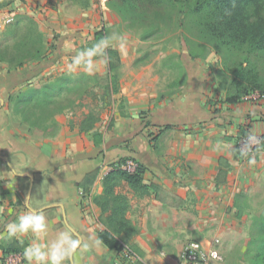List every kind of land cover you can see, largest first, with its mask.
<instances>
[{
	"label": "crops",
	"instance_id": "0c3cea01",
	"mask_svg": "<svg viewBox=\"0 0 264 264\" xmlns=\"http://www.w3.org/2000/svg\"><path fill=\"white\" fill-rule=\"evenodd\" d=\"M6 15L0 13V21ZM6 73L0 66V176L5 177L0 180V206L5 209L0 232L31 207L43 211L47 241L60 231L80 240L74 254L78 264H177L192 239L217 242L222 260L208 264H246V244L238 238L249 216L240 215L238 199L255 191L256 181L264 178V147L247 160L237 153L234 138L242 128L252 135L264 134V97L249 94L228 103L225 94L215 92L213 79L192 72L171 100L146 108L149 116L140 117L145 106L134 105L128 117L116 113L109 124L103 120L105 114L88 132L64 118L56 133L38 137L28 126L10 125L6 101L14 86L30 84L35 75L14 85ZM149 117L150 126L143 127L142 120ZM155 129L161 132L151 143ZM121 158L139 163L143 183L160 188L159 196L129 194V215L137 233L125 239V247L133 245L141 254L139 261L127 260L123 249H109L98 238L104 225L94 198L103 192L102 180L111 163ZM96 168L100 170L92 186L83 187L85 175ZM13 171L14 186L8 188L7 177ZM31 238L23 237V243L0 240V264L9 251L23 256ZM18 264L27 261L22 257Z\"/></svg>",
	"mask_w": 264,
	"mask_h": 264
},
{
	"label": "rangeland",
	"instance_id": "374dc122",
	"mask_svg": "<svg viewBox=\"0 0 264 264\" xmlns=\"http://www.w3.org/2000/svg\"><path fill=\"white\" fill-rule=\"evenodd\" d=\"M193 3L194 0L186 3L181 0L178 3L176 0H134L136 8L133 10L122 7L120 0H0V13H8L0 21V54L4 58L0 60V66L7 70L10 84L17 81L13 76L18 73L35 74L36 79L21 87L23 90L65 76L59 83L62 89L56 87L51 96L58 102L53 107L66 106V109L51 117L42 110V118H38L33 110L23 112L31 104H22L18 108L16 101L9 105L7 96L10 125L28 126L32 133L41 137L56 133L64 118L69 120L68 124L77 125L80 110L93 111L98 116L95 126L105 114L103 120L109 124L114 122L116 113L128 117L134 105L145 106L139 115L146 117L149 116L148 106L155 107L171 100L192 72H204L213 79L215 92L225 94L229 81V75L223 72L225 65L234 67L243 62L245 53L227 50L216 30L203 35L204 18L209 12L198 15L192 10ZM246 12L249 21L264 24V1L260 7H249ZM19 15L33 20L34 30L41 33L45 44L46 59L54 60L51 66L39 69L40 65L28 57L33 44V27L23 19L16 29ZM105 36L117 37L110 48L117 51L120 59L118 90L124 99L115 100L106 90L103 78L108 62L101 61L107 56L94 58L97 69L92 75L85 73L82 67L74 72L67 68L75 55L74 50L91 47ZM251 59L259 74L264 76V53ZM19 60L24 64L15 69ZM254 190L242 194L237 208L240 215L247 213L249 216L244 235L238 238L241 244H246V264H261L255 257L259 248L257 237L262 234L256 222L264 215V178L256 181Z\"/></svg>",
	"mask_w": 264,
	"mask_h": 264
},
{
	"label": "trees",
	"instance_id": "16d2710c",
	"mask_svg": "<svg viewBox=\"0 0 264 264\" xmlns=\"http://www.w3.org/2000/svg\"><path fill=\"white\" fill-rule=\"evenodd\" d=\"M178 3V0H176ZM186 3L188 0H181ZM264 0H194L192 10L198 15L202 16L205 12H209L204 18V30L203 35L207 36L210 32L218 31V36L222 45L226 46L227 50L244 51L245 58L243 62L236 63L234 67L226 64L224 73L229 75L228 87L226 89L225 101L228 103H235L249 94H257L259 98L264 97V76H261L256 69V66L251 59L260 53H264V24L258 21H249L246 15V10L249 7L258 8L262 5ZM122 7H129L133 10L136 8L134 0H120ZM15 23L16 29L20 26V22L25 19L28 21V25L33 30V44L28 52V57L36 61L39 69L49 67L54 60L46 59V49L43 42L41 33L34 30V22L28 16L19 15ZM15 29V30H16ZM2 48H0V53ZM108 59V70L105 79V87L108 93L115 99H124L118 90V69L120 65V59L116 50L111 48L106 50ZM4 58L1 57L0 60ZM24 64L23 60H19L15 65L21 68ZM13 76L15 80L27 81L28 77L33 74L28 73L21 75V73ZM35 75V74H34ZM33 75V76H34ZM65 76L56 78L55 81L47 82L39 87H30L26 90L22 88L14 89L8 93L9 105L16 101V107L20 108V105L31 104V107H26L24 113L28 110H33L36 117L42 118L41 111L44 110L47 117H51L53 114L63 111L66 106L53 107L58 103L52 96L51 92L56 88H61V83L64 81ZM17 81L14 85H17ZM62 89V88H61ZM37 102V104H36ZM40 109V110H39ZM40 112H39V111ZM43 112V111H42ZM81 117L77 120L78 129L81 132L91 131L96 122L98 116L93 112H86L84 110L79 111ZM143 127L150 126V120H142ZM164 126L163 128H168ZM247 129V128H246ZM245 128L240 130L239 135L248 133ZM161 130L155 129L150 132L151 143L155 142L160 135ZM263 140L258 151L264 147V134H262ZM257 157V151L256 155ZM127 158H121L116 162L111 163L110 169L102 180L103 192L101 195L94 198L95 204L100 208L102 214V223L104 227L98 231L99 240L109 249H115L117 251L122 250L125 245V239L134 236L137 233V227L130 219V197L129 194L133 193L141 197H147L150 193L159 196L160 188L157 184H144L142 179L143 168L137 163L136 168L133 171H127L120 167ZM99 168H96L88 172L81 182L83 187L92 186L94 180L98 176ZM256 225L260 228L262 234L257 237L259 243L258 251L255 254L256 258H259L261 264H264V215L258 219ZM251 244V240H250ZM130 249L138 251L133 245H128ZM17 253V250L9 251V253ZM6 254V253H5ZM140 254V253H139ZM141 256V254H140Z\"/></svg>",
	"mask_w": 264,
	"mask_h": 264
},
{
	"label": "clouds",
	"instance_id": "9594fccd",
	"mask_svg": "<svg viewBox=\"0 0 264 264\" xmlns=\"http://www.w3.org/2000/svg\"><path fill=\"white\" fill-rule=\"evenodd\" d=\"M117 37H102L91 47L77 49L71 62L67 64L69 72L76 71L82 67L85 73L92 75L97 69V64L94 61L96 57H106V50L113 47L112 41ZM122 39V38H121ZM123 47V44H121ZM107 64L108 60L101 61ZM13 171L8 179L7 187L14 186L12 177L15 176ZM5 177L0 176V180ZM5 209L0 206V214L4 213ZM12 210L9 209V212ZM3 231L0 232V240H12L15 238L20 243H23V237L31 234V239L23 248V257L27 264H65L66 261H71V264H78L75 258V253L80 246V240L74 238L69 231H60L56 238L51 241L45 239L49 226L46 223V218L43 211L38 208H29L27 211L20 212L14 220H9L3 225ZM84 247H88L87 244ZM213 259L218 258L216 252L210 253Z\"/></svg>",
	"mask_w": 264,
	"mask_h": 264
},
{
	"label": "built area",
	"instance_id": "2783aa9c",
	"mask_svg": "<svg viewBox=\"0 0 264 264\" xmlns=\"http://www.w3.org/2000/svg\"><path fill=\"white\" fill-rule=\"evenodd\" d=\"M259 97V96H258ZM263 140L261 135H252L250 132L237 135L235 139V146L239 156L245 159H252L258 152V148ZM137 166V162L131 158H127L120 167L127 171H133ZM217 242L211 241L209 244H205L202 241H190L186 244L177 259V264H208L211 261L222 260V255L216 247ZM124 257L129 261H139L141 258L137 252L124 247ZM211 252H216L217 257L213 259L210 255ZM22 255L20 253H9L3 258V264H18L22 261Z\"/></svg>",
	"mask_w": 264,
	"mask_h": 264
},
{
	"label": "water",
	"instance_id": "95a60500",
	"mask_svg": "<svg viewBox=\"0 0 264 264\" xmlns=\"http://www.w3.org/2000/svg\"><path fill=\"white\" fill-rule=\"evenodd\" d=\"M32 185V184H31ZM31 185H30V187H29V193H30V191H31Z\"/></svg>",
	"mask_w": 264,
	"mask_h": 264
}]
</instances>
